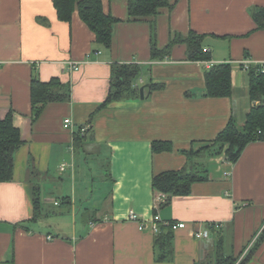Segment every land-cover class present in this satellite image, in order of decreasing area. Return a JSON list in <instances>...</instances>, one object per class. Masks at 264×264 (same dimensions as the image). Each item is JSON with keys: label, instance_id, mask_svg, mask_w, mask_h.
Instances as JSON below:
<instances>
[{"label": "crops", "instance_id": "obj_1", "mask_svg": "<svg viewBox=\"0 0 264 264\" xmlns=\"http://www.w3.org/2000/svg\"><path fill=\"white\" fill-rule=\"evenodd\" d=\"M167 1L172 8L156 17L131 19L128 0H103L118 20L106 47L77 9L65 21L54 0H0V118L12 112L24 140L14 153V179L0 183V264H216L230 255L240 264L253 247L245 264H264V139L249 143L236 162L224 152L190 160L183 152L211 143L231 118L242 124L255 104L242 63H264V29L251 14L264 0ZM191 32L204 35L209 60L189 58L183 42L153 56L154 41L162 49ZM224 62L232 66L233 94L207 96L205 73ZM130 63L140 66L139 97L102 106L112 67ZM33 76L60 78L69 98L38 114ZM159 140L172 150L153 152ZM185 166L206 170L209 179L165 202L154 175ZM131 211L139 220L157 211L163 221L186 223L173 229L168 257L161 258L157 232L141 229ZM201 230L209 236L194 235Z\"/></svg>", "mask_w": 264, "mask_h": 264}, {"label": "trees", "instance_id": "obj_2", "mask_svg": "<svg viewBox=\"0 0 264 264\" xmlns=\"http://www.w3.org/2000/svg\"><path fill=\"white\" fill-rule=\"evenodd\" d=\"M54 4L61 20L70 21L77 9L81 18L95 32L97 41L106 47H111L113 41V29L118 20L105 12L103 0H54ZM167 0H128V11L131 19L154 18L163 8H172ZM251 14L259 29H264V7L251 9ZM155 28L153 27V34ZM204 35L191 32L188 36L176 35L169 45L158 48L155 41L152 44V53L155 57H165L171 52L175 43L183 42L187 45L188 56L191 59L209 60L211 54L205 51L203 46ZM140 66L136 64H115L112 67L111 85L106 100L102 106L114 100L139 97L140 90L134 86L138 77ZM250 76V98L255 103L242 124L231 118L229 123L222 129L217 137L205 146L195 150L191 148L183 152L187 157H200L205 155H217L225 153L226 159L236 162L245 147L256 140L264 139V70L261 65H251L248 69ZM206 95L213 97H230L233 94L232 66L231 63L213 64L205 73ZM68 84L54 77L50 81H42L33 76L31 82V100L33 107L38 110L50 102L65 101L69 98ZM13 113L9 112L4 118H0V183L8 182L15 176L14 153L21 147L24 140L21 131L14 125ZM86 135V134H85ZM85 135L78 136L79 139ZM153 152L171 151L172 144L169 141H154ZM198 165H201L198 163ZM209 179L205 170H190L188 166L180 170H169L156 174L153 177V188L156 192L167 194L165 202H170L174 196L188 195L192 185L198 181ZM34 219L39 217L41 199L39 192L33 198ZM157 213V211H155ZM173 229L162 225L157 232L155 242L164 254L161 258L168 257L172 248ZM258 243V242H257ZM255 248V247H253ZM253 248L245 256L240 264H245L250 259ZM238 257L221 256L216 264H236Z\"/></svg>", "mask_w": 264, "mask_h": 264}, {"label": "built area", "instance_id": "obj_3", "mask_svg": "<svg viewBox=\"0 0 264 264\" xmlns=\"http://www.w3.org/2000/svg\"><path fill=\"white\" fill-rule=\"evenodd\" d=\"M207 51V49H205ZM211 64V63H210ZM213 65V64H212ZM211 65V66H212ZM253 65V63L249 61H243L242 66L244 69L248 71L250 66ZM255 65H261L262 69L264 70V63H259ZM75 69H78V65H73ZM72 125V119L71 118H66L64 120V126L66 128L70 127ZM88 126L85 125L81 128V134L85 135L87 133ZM159 200V199H158ZM129 218L132 220H138L140 223L141 229H152L155 232H158L160 229V225H166L171 227L172 229H178V228H184L186 226L185 222H172V221H163L158 213H155L152 217L151 221H146V220H139L138 215L134 212L131 211ZM194 235L198 238L202 237H208L209 236V231L208 230H201V231H195Z\"/></svg>", "mask_w": 264, "mask_h": 264}, {"label": "rangeland", "instance_id": "obj_4", "mask_svg": "<svg viewBox=\"0 0 264 264\" xmlns=\"http://www.w3.org/2000/svg\"><path fill=\"white\" fill-rule=\"evenodd\" d=\"M92 159H93V156L90 155V156H89V160H92ZM101 162H102L103 164L106 163V161H105L104 159H101L100 164H102ZM49 206H50L52 209L55 208V205H54V204H50ZM50 231H53V230H50ZM241 260H242V259H241ZM241 260H240V261H241Z\"/></svg>", "mask_w": 264, "mask_h": 264}, {"label": "water", "instance_id": "obj_5", "mask_svg": "<svg viewBox=\"0 0 264 264\" xmlns=\"http://www.w3.org/2000/svg\"><path fill=\"white\" fill-rule=\"evenodd\" d=\"M144 89H145V86L141 87V98H144Z\"/></svg>", "mask_w": 264, "mask_h": 264}]
</instances>
